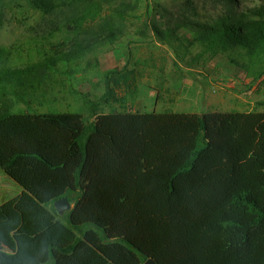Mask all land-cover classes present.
<instances>
[{"label":"trees","instance_id":"16d2710c","mask_svg":"<svg viewBox=\"0 0 264 264\" xmlns=\"http://www.w3.org/2000/svg\"><path fill=\"white\" fill-rule=\"evenodd\" d=\"M219 1L215 18L180 25L203 53L263 76L264 5ZM10 5L43 14L85 8L57 27L61 40L37 61L12 66V52L0 47V168L29 194L24 222L60 218L57 239L16 232L17 249L0 250V264H264V110L97 113V103L88 123L78 112L32 110L55 102L63 68L73 74L71 64L116 43L122 29L83 36L102 12L96 0H0V26ZM108 11L124 20L134 10ZM154 31L177 39L174 29ZM103 76L99 101L123 102L122 86L134 95L133 71ZM19 103L26 109L14 110ZM63 197L73 205L59 215L54 202Z\"/></svg>","mask_w":264,"mask_h":264},{"label":"rangeland","instance_id":"374dc122","mask_svg":"<svg viewBox=\"0 0 264 264\" xmlns=\"http://www.w3.org/2000/svg\"><path fill=\"white\" fill-rule=\"evenodd\" d=\"M96 1L101 3L102 12L87 24L83 36L89 38L103 34L112 26L121 28L123 35L116 43L98 44L85 53L82 59L71 64L74 66L73 74L66 72L69 67L63 68L64 72L60 71L56 75L62 85L55 94V102L33 105L32 110L78 112L86 123L94 119L91 111L98 104L97 113L114 111L121 105L120 101L99 100L105 90L103 74L115 67L122 72L133 69L134 83L139 87L134 95L125 93L120 87L115 88L118 97H125L128 107L134 109L139 106L136 97H148L147 104L134 110L137 112L171 111L201 115L219 110L206 97H229L228 104L218 105L220 111H231V108L236 111L264 110V105L258 104L264 99V75L254 78L226 55L210 57L203 53L199 44L191 42V32L180 25L181 20L185 19L208 21L215 18L222 9L219 0ZM236 3L244 9L264 5V0H237ZM120 4L129 5L134 10L124 20L108 11L110 6ZM84 8L82 5H73L43 14L17 6H6L0 26V47L12 52L10 65L22 66L39 60L43 52H50L52 44L62 37L57 27ZM154 27L163 32L168 28L174 29L177 39L172 37L170 41L166 39L168 36L163 38L156 34ZM231 55L236 56L233 53ZM236 57L243 61L242 56ZM128 97H135V100L130 102ZM25 109L22 103L14 106L17 111ZM18 189L21 187L0 168V193L9 197L17 194ZM16 201L20 203V198ZM57 220H60L59 216L53 213L47 219L24 222L22 216L14 212L12 220L6 222L5 244L0 243V250L16 251V244L12 241L16 232L36 235L48 230L51 238L57 239L53 233ZM43 244L44 240L39 241L40 247Z\"/></svg>","mask_w":264,"mask_h":264},{"label":"crops","instance_id":"0c3cea01","mask_svg":"<svg viewBox=\"0 0 264 264\" xmlns=\"http://www.w3.org/2000/svg\"><path fill=\"white\" fill-rule=\"evenodd\" d=\"M130 71H133V69H129ZM122 89H124V92L126 93V90L124 88V86L120 87ZM138 85H136L134 83V85L132 86V89L130 92L132 91H137ZM122 98L123 102H120L121 105H119V108L114 109V111H121V110H130V111H134L137 110V108L140 105L143 104H147L146 100L148 97H136V101L139 102V106H137L136 108H130L126 105V101H125V97H120ZM175 98V97H173ZM176 98H180V97H176ZM205 98V97H204ZM128 99H130V102L134 99L135 97H128ZM158 99V98H157ZM207 101L211 102L212 104H216L217 107L215 108H219V110L216 111H220V107L218 105H223V104H228L229 102V97H206ZM215 111V110H213ZM230 111V110H227ZM232 111V108H231ZM243 111V110H241ZM137 112V111H134ZM9 195H11V193L9 192ZM20 198V203L19 201H16V199ZM22 200V201H21ZM29 200V194L27 192H25L22 188L18 189V193L13 195V196H7V194L1 192L0 193V243H4V236H5V225L6 222H10L12 220V216L13 213L15 212L17 214V216H22L23 215V207L24 205L28 202ZM15 248L17 249V247L15 246ZM12 252H15L14 250H12Z\"/></svg>","mask_w":264,"mask_h":264},{"label":"water","instance_id":"95a60500","mask_svg":"<svg viewBox=\"0 0 264 264\" xmlns=\"http://www.w3.org/2000/svg\"><path fill=\"white\" fill-rule=\"evenodd\" d=\"M54 207L56 212L61 215L64 211L71 209L72 205L71 202L63 197L54 202ZM143 264H157L155 260L151 257H147Z\"/></svg>","mask_w":264,"mask_h":264}]
</instances>
